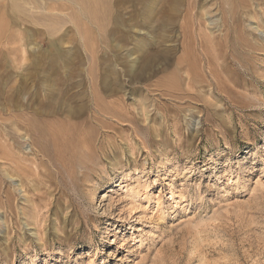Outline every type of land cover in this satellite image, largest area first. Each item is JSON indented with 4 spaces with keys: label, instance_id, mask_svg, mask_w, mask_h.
Masks as SVG:
<instances>
[{
    "label": "rangeland",
    "instance_id": "obj_1",
    "mask_svg": "<svg viewBox=\"0 0 264 264\" xmlns=\"http://www.w3.org/2000/svg\"><path fill=\"white\" fill-rule=\"evenodd\" d=\"M170 2L0 0V264H264V0Z\"/></svg>",
    "mask_w": 264,
    "mask_h": 264
},
{
    "label": "bare ground",
    "instance_id": "obj_2",
    "mask_svg": "<svg viewBox=\"0 0 264 264\" xmlns=\"http://www.w3.org/2000/svg\"><path fill=\"white\" fill-rule=\"evenodd\" d=\"M129 1V0H128ZM131 1V0H130ZM132 1H134L135 3L133 4L134 5V16H135V14H136V16L138 17V14H137V12H138V4H137V2L138 1H140V0H132ZM169 1H171L170 3L172 4V5H170L169 6V8L166 10V8L165 9H163V11H164V13H163V15H162V19H161V21L162 22H165L166 24H168V25H173V23H172V18H174V15H176V13L177 12H180V5L178 4V1L179 0H169ZM147 6H148V4H147ZM143 8V7H142ZM146 8V7H145ZM150 8V7H149ZM146 10V9H145ZM144 10V11H145ZM144 13H146V12H144ZM152 14H154L153 12H151ZM188 14H189V12H187ZM185 14V13H184ZM143 16V15H142ZM141 16V17H142ZM152 16V15H151ZM135 18V17H134ZM147 18H148V15H147ZM151 19V18H150ZM154 19V18H153ZM146 20V19H145ZM182 20V19H181ZM151 21V20H150ZM138 22V21H137ZM162 22H161V24H162ZM187 24H185L184 25V31H183V34H182V36H183V47H184V55L183 56H181V58H180V60H179V64H181V66L183 65V62H187L186 64H185V66L183 65V67H184V69H186V74H187V79H188V85H192L193 83H194V81L196 80L195 78H194V64L192 63V62H194L193 61V57L191 56V46H192V43L194 44V43H202V41L203 40H205L204 39V37L201 35V28H202V22L201 21H198L197 23L196 22H193L192 24H194L195 25V30L196 31H194V30H192L190 27H189V24H188V22H186ZM171 27V26H170ZM166 28H167V26H166ZM169 28V27H168ZM190 28V29H189ZM196 33H197V36H196ZM206 41V40H205ZM193 50V49H192ZM143 52V51H142ZM150 55V54H149ZM152 55V54H151ZM142 64V63H141ZM134 66V65H133ZM141 66V65H140ZM140 66H139V68H140ZM127 68L129 67V66H126ZM54 68V67H53ZM131 68V67H130ZM126 70V69H125ZM132 69H129V74H131L130 73V71H131ZM134 70V69H133ZM127 71H128V69H127ZM138 71V70H137ZM136 71V72H137ZM133 72H135V71H133ZM175 75L177 76V73H176V71H175ZM54 79V78H53ZM172 82V81H171ZM170 82V83H171ZM195 82H197V81H195ZM137 83V82H136ZM172 84V83H171ZM174 84V83H173ZM175 85V84H174ZM176 87V86H175ZM179 87V86H178ZM173 88V87H172ZM193 88V87H192ZM191 88V89H192ZM107 89H109V88H107ZM197 89V88H196ZM99 90V89H98ZM105 89L103 88V92H105L104 91ZM116 90L115 89H111V91H110V89H109V91L108 92H115ZM57 93H58V91H57ZM79 93V92H78ZM55 94V93H54ZM95 95L96 94V96L95 97H97V99H99V96H102V95H100L101 94V92L100 91H93L91 94H90V96L91 95ZM110 94V93H109ZM59 95V94H58ZM81 95V94H80ZM63 96V95H62ZM61 96V98H62V100H61V105H62V101H63V97ZM74 96V95H73ZM94 97V96H93ZM83 98H85V97H83ZM55 99V98H54ZM65 100V99H64ZM100 101H99V103L97 102V100H95V101H93L92 100V102H93V104L95 105H97L98 107H99V104L101 105V99H99ZM39 104V103H38ZM89 106V103L87 104V102H85L82 98H81V102L79 103V106L78 107H73V106H69V108H66L65 109V114H66V116H68V117H70V118H76V119H79V117H81V116H83V114H84V112H86V110H87V107ZM41 140H44V139H41ZM52 143H53V145H55V151L59 154V155H57V157H59L60 158V160H61V153H60V137H55L54 139H52V141H51ZM89 182H91V181H89ZM120 190H123L126 194H127V196H129L131 193L133 194V192H135V187L133 186V185H131L130 183L129 184H124V186H121V188H120Z\"/></svg>",
    "mask_w": 264,
    "mask_h": 264
}]
</instances>
